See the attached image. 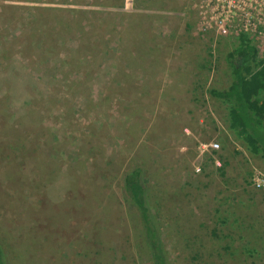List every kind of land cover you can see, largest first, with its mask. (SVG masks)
Masks as SVG:
<instances>
[{
  "label": "rangeland",
  "instance_id": "1",
  "mask_svg": "<svg viewBox=\"0 0 264 264\" xmlns=\"http://www.w3.org/2000/svg\"><path fill=\"white\" fill-rule=\"evenodd\" d=\"M242 34L264 59V0H0L5 264H152L137 167L171 264H264V163L210 94Z\"/></svg>",
  "mask_w": 264,
  "mask_h": 264
},
{
  "label": "trees",
  "instance_id": "2",
  "mask_svg": "<svg viewBox=\"0 0 264 264\" xmlns=\"http://www.w3.org/2000/svg\"><path fill=\"white\" fill-rule=\"evenodd\" d=\"M227 60L231 66L230 84L223 90L212 89L210 94L228 104L229 128L243 140L247 151L264 163V59L258 58L257 47L242 34ZM124 189L137 209L151 263L171 264L141 168L125 175ZM0 264H5L1 246Z\"/></svg>",
  "mask_w": 264,
  "mask_h": 264
},
{
  "label": "built area",
  "instance_id": "3",
  "mask_svg": "<svg viewBox=\"0 0 264 264\" xmlns=\"http://www.w3.org/2000/svg\"><path fill=\"white\" fill-rule=\"evenodd\" d=\"M204 150H207L208 148L211 150H216L219 147V144L217 142H210L209 144L202 145Z\"/></svg>",
  "mask_w": 264,
  "mask_h": 264
}]
</instances>
